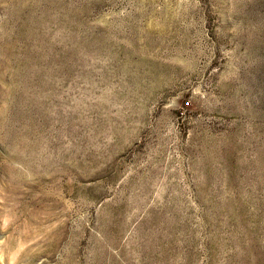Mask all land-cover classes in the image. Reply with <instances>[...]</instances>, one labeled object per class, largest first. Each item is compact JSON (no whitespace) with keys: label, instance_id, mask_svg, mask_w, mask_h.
Masks as SVG:
<instances>
[{"label":"rangeland","instance_id":"1","mask_svg":"<svg viewBox=\"0 0 264 264\" xmlns=\"http://www.w3.org/2000/svg\"><path fill=\"white\" fill-rule=\"evenodd\" d=\"M9 1L0 264H264V0Z\"/></svg>","mask_w":264,"mask_h":264},{"label":"bare ground","instance_id":"2","mask_svg":"<svg viewBox=\"0 0 264 264\" xmlns=\"http://www.w3.org/2000/svg\"><path fill=\"white\" fill-rule=\"evenodd\" d=\"M9 2H11V0L9 1ZM8 2V3H9ZM14 3V2H13ZM14 7V6H13ZM17 7H18V5H17ZM9 9V8H8ZM14 9V8H13ZM12 10V9H11ZM18 10V9H17ZM13 12V11H12ZM18 13V12H17ZM67 17V16H66ZM66 24V23H65ZM44 35V34H43ZM52 36V35H51ZM49 38V37H48ZM56 42V41H55ZM7 50V49H6ZM5 50V51H6ZM14 50V49H13ZM9 51V50H8ZM7 52V51H6ZM35 97V96H34ZM10 125V124H9ZM14 143V142H13ZM12 144V143H11ZM15 144H16V147L18 148V149H16V151H15V153H14V156H12V159L14 160V161H16V162H21V163H23L24 165H27L28 166V169H27V171H22V170H19V169H16V168H14V167H9L8 169H7V172H6V174H5V176H6V178H7V186H8V188L10 189V191L12 192L11 193V196L12 197H14L15 199L14 200H16V199H19L21 196H22V194H23V192L21 191V184L22 183H24V182H26L27 180L29 181L30 180V178H32L33 176H36V170H33L32 168H30L31 167V165H30V163H28L26 160H25V157H24V153H25V151H24V145L26 144H24L23 145V143H20V142H15ZM14 147H15V145H14ZM13 147V148H14ZM15 147V148H16ZM27 149V148H26ZM11 163V162H10ZM13 165V164H12ZM22 165V164H21ZM5 179V178H4ZM1 185V184H0ZM25 187V186H24ZM3 188V187H2ZM28 188V187H27ZM30 188V187H29ZM4 190V189H3ZM46 192V194H47V191H45ZM49 193V192H48ZM45 194V193H44ZM2 195V194H1ZM51 196V195H50ZM11 197V198H12ZM46 197V196H45ZM1 198V197H0ZM9 198V197H8ZM8 198H6V199H8ZM36 198V197H35ZM47 198H48V196H47ZM4 199V198H3ZM10 200V199H9ZM45 200V199H44ZM7 201V200H6ZM33 201V200H32ZM16 202H18V201H16ZM9 203V202H8ZM35 203V202H34ZM7 204V203H6ZM14 205V204H13ZM15 206H16V204H15ZM19 206V205H18ZM18 208V207H17ZM38 208V207H37ZM12 210V209H11ZM23 210L24 211H26L25 210V206L23 207ZM38 210V209H37ZM36 211V210H35ZM15 212V211H14ZM18 213V212H17ZM27 213V212H26ZM34 213H29L28 215H29V218H32V217H35L34 215H33ZM17 218V217H16ZM15 222V221H14ZM12 223V222H11ZM10 223V224H11ZM28 224V223H27ZM11 225H13V224H11ZM17 225V224H16ZM1 226V225H0ZM16 227V226H15ZM3 228H5V226L3 227ZM2 228V229H3ZM14 229H16V228H14ZM18 229H20V228H18ZM17 229V230H18ZM17 230H15V231H17ZM21 231V230H20ZM50 232H52L51 230H50ZM21 233V232H20ZM13 234V233H12ZM5 236V235H4ZM1 237H2V235H1ZM49 237V236H48ZM53 238V237H52ZM56 238V237H55ZM55 241V240H54ZM57 242H58V239H57ZM49 243V242H48ZM44 245V244H43ZM48 245V244H47ZM52 247V246H51ZM46 248V247H45ZM50 248V247H49ZM39 249H41V248H39ZM54 249H56L55 247H54ZM1 250V249H0ZM3 250V249H2ZM1 250V251H2ZM28 250V249H27ZM49 251H51V250H48V252ZM33 252V251H32ZM54 252V251H53ZM25 253H27V252H25ZM35 253V252H34ZM34 253H31V254H34ZM38 253V252H37ZM30 254V255H31ZM32 258H33V256H32Z\"/></svg>","mask_w":264,"mask_h":264}]
</instances>
